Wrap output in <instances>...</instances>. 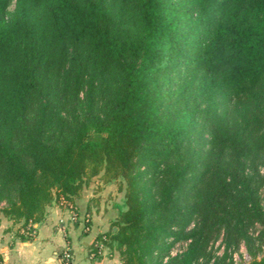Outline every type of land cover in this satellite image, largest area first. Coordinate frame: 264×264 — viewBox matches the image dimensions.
Instances as JSON below:
<instances>
[{
  "label": "trees",
  "instance_id": "trees-1",
  "mask_svg": "<svg viewBox=\"0 0 264 264\" xmlns=\"http://www.w3.org/2000/svg\"><path fill=\"white\" fill-rule=\"evenodd\" d=\"M13 1L0 0L3 216L33 230L100 176L124 193L101 237L123 264L211 260L222 233L212 264L243 241L264 264V0Z\"/></svg>",
  "mask_w": 264,
  "mask_h": 264
},
{
  "label": "crops",
  "instance_id": "crops-1",
  "mask_svg": "<svg viewBox=\"0 0 264 264\" xmlns=\"http://www.w3.org/2000/svg\"><path fill=\"white\" fill-rule=\"evenodd\" d=\"M77 201L75 198V203L60 201L51 205L45 218L33 223L31 233L3 216L0 220L3 222L0 227L2 264H61L65 249L72 252L71 264H123L116 248L103 247L101 237L108 232L107 227L93 232L89 204L85 212L79 213ZM116 206L118 209L119 204ZM83 213L86 216L82 217Z\"/></svg>",
  "mask_w": 264,
  "mask_h": 264
},
{
  "label": "rangeland",
  "instance_id": "rangeland-1",
  "mask_svg": "<svg viewBox=\"0 0 264 264\" xmlns=\"http://www.w3.org/2000/svg\"><path fill=\"white\" fill-rule=\"evenodd\" d=\"M14 5L15 0L11 5L10 10H13ZM123 195L124 193L119 190V185L117 182L104 183L100 176H96L91 179L89 185L84 188L82 194L76 198L78 200L76 206L78 207L79 213H81L86 211V204L87 206L89 204L90 208L88 207V209H90L89 211H91L90 218L94 219L93 223L95 229L93 230V232L97 231L98 228L101 229L103 227H105V229L107 227L106 231L108 230L109 232L113 219L118 216L119 211L116 204H121L123 202ZM74 210L77 211L76 208H74ZM81 216L84 217L86 215L83 213ZM2 217L3 214L0 212V220L2 219ZM87 217L89 216L87 215ZM2 224L3 222L0 221V227L3 226ZM260 229L261 226L258 224L251 230L252 235L254 237L259 236ZM106 246L108 245L103 242V247ZM186 246L187 244L184 242L175 244L173 247V254L184 251ZM225 248L224 235L222 233L219 238L211 243L209 247L210 253L213 254L212 259L209 260L208 257H205L204 259H201L200 263L198 264H212L214 258H220L223 256ZM263 252L264 247L259 254L262 255ZM251 259L252 255L250 254L248 245L243 241L240 245V248L232 253V257L225 259V261L227 264H249Z\"/></svg>",
  "mask_w": 264,
  "mask_h": 264
},
{
  "label": "built area",
  "instance_id": "built-area-1",
  "mask_svg": "<svg viewBox=\"0 0 264 264\" xmlns=\"http://www.w3.org/2000/svg\"><path fill=\"white\" fill-rule=\"evenodd\" d=\"M33 230H29L28 229V233H31ZM61 264H71L72 262V252L70 249H65L62 253H61Z\"/></svg>",
  "mask_w": 264,
  "mask_h": 264
}]
</instances>
